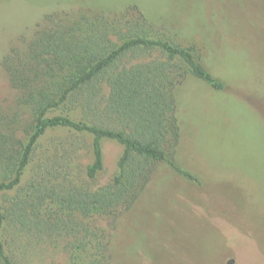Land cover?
I'll return each mask as SVG.
<instances>
[{
  "label": "rangeland",
  "instance_id": "374dc122",
  "mask_svg": "<svg viewBox=\"0 0 264 264\" xmlns=\"http://www.w3.org/2000/svg\"><path fill=\"white\" fill-rule=\"evenodd\" d=\"M71 1L0 0V104L8 111L17 108L18 93L10 87L2 56L12 45L22 46L23 36L31 37L45 13L68 9ZM126 4L135 6L158 33L196 45L203 63L226 85L215 90L188 76L180 86L188 101L181 112L177 163L201 184L167 162H153L130 208L92 219L74 216L73 232L57 241L60 246L41 241L40 264H69L70 254L62 246H76L84 234L102 229L110 234V264H264V0H85L78 8L116 10ZM19 111L24 124L30 114L26 107ZM56 113L82 119L81 108L71 102ZM101 148L103 168L90 177L93 135L48 129L19 185L0 190L3 209L9 212L27 196L31 183L59 193L110 186L119 174L124 146L103 138ZM51 207L58 209L56 203ZM12 232L8 227L4 238ZM89 255L85 252L80 260H91Z\"/></svg>",
  "mask_w": 264,
  "mask_h": 264
},
{
  "label": "trees",
  "instance_id": "16d2710c",
  "mask_svg": "<svg viewBox=\"0 0 264 264\" xmlns=\"http://www.w3.org/2000/svg\"><path fill=\"white\" fill-rule=\"evenodd\" d=\"M68 3L63 5L71 8L45 13L31 37L23 36L22 46L12 45L1 58L18 94L17 108L0 104V190L19 185L38 139L50 128L93 135L90 177L103 168L101 140L118 141L124 146L120 171L113 184L95 191L72 187L59 193L31 183L9 212L0 203V264H40L41 241L60 246L57 241L73 232L74 216L92 219L130 208L153 162H167L201 184L177 163L182 129L176 93L188 76L215 90H224V81L206 67L196 45L158 33L135 6L83 9L78 7L85 0ZM67 102L81 108V120L56 113ZM24 107L30 117L22 124ZM8 227L13 232L5 239ZM108 236L102 229L84 234L76 246L66 242L69 264H110ZM85 252L91 260H80Z\"/></svg>",
  "mask_w": 264,
  "mask_h": 264
},
{
  "label": "crops",
  "instance_id": "0c3cea01",
  "mask_svg": "<svg viewBox=\"0 0 264 264\" xmlns=\"http://www.w3.org/2000/svg\"><path fill=\"white\" fill-rule=\"evenodd\" d=\"M187 89H193V88H188L187 87ZM184 90H185L184 87H179L178 88V91L176 93V95H177V102H178V118H179V121H180V126L182 125L181 124V121L183 120V117L181 116V112L184 115V106H185V104H187V101H188V99L186 98V95H188V93L185 92ZM180 143H181V140L179 142L178 148L180 147Z\"/></svg>",
  "mask_w": 264,
  "mask_h": 264
}]
</instances>
